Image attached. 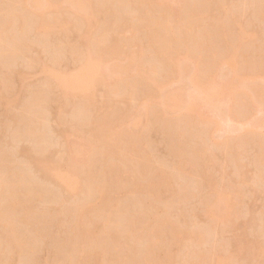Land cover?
I'll use <instances>...</instances> for the list:
<instances>
[{
	"label": "rangeland",
	"instance_id": "374dc122",
	"mask_svg": "<svg viewBox=\"0 0 264 264\" xmlns=\"http://www.w3.org/2000/svg\"><path fill=\"white\" fill-rule=\"evenodd\" d=\"M19 1L0 0L6 9L19 4L13 13L20 12L22 22L20 26L17 19L14 26L5 27L7 18L2 16L6 13H1L5 28H0V36L6 47L0 46V184L5 178L7 182L0 191L10 192L17 173L20 177L16 178L23 180H16L14 196L0 194L2 217L7 212L16 216L7 213L6 217H18L11 226L14 218L7 223L8 218L0 215L4 227L0 235L6 245L0 236V264H88L87 260L89 264H138L147 248L145 238L151 239L155 250L147 264H264V101L249 89L252 76L264 84V15L259 14L264 0H221L224 3L219 7H210L206 0H88V25L70 12L71 0H47L43 16L38 14L43 19ZM192 8L209 12L194 18ZM39 20L72 24L66 25V31L61 29L63 33L55 25L39 32L35 29ZM219 31L220 38L216 36ZM210 34L212 43L207 42ZM16 42H27L28 47ZM15 46V56L6 53L5 48L10 52ZM51 49L58 50L60 60L52 62ZM11 70L19 72V77ZM80 70L86 71L85 77L71 86L74 83L70 85L67 77ZM50 74L68 82L60 85L56 78L59 84H55L56 76L47 79ZM212 84L220 89L216 99L207 102L203 95L197 100L193 96V106L188 105L189 94ZM42 90L48 96L42 103L39 98L41 106L35 98L39 97L36 91ZM217 99L224 104H217ZM28 127L40 134H28ZM105 169L110 174L114 171L113 178L106 174L108 179H101ZM53 170L67 176L68 187L49 179ZM160 179L166 180L164 188L158 186ZM149 182L158 186L157 191L144 185ZM27 193L34 195L30 203ZM11 198H15L13 203H9ZM21 205H30L26 211L30 220L23 219L27 224L19 219L26 214ZM80 205H84V216L78 220ZM164 218L173 226H162L158 221ZM9 228L25 249L32 245L29 252L28 248L25 252L21 248L22 253H16L13 245L10 248L5 237ZM3 229L8 231L5 236ZM66 243H71V249ZM106 243L108 247L103 246ZM87 251H91L88 256Z\"/></svg>",
	"mask_w": 264,
	"mask_h": 264
},
{
	"label": "bare ground",
	"instance_id": "6f19581e",
	"mask_svg": "<svg viewBox=\"0 0 264 264\" xmlns=\"http://www.w3.org/2000/svg\"><path fill=\"white\" fill-rule=\"evenodd\" d=\"M23 1H24V0H20V1H19V2H20V5H21L22 7L24 6V8L26 7L25 9L28 10V11H29V9H30V11H31L32 14L35 13V14L37 15L36 17H39L38 14H39V15H41L42 13L44 14V12H45L44 9H46L45 7L47 6L46 4L49 3V2H47V0H25L24 2H23ZM91 1H92V0H90V2H91ZM127 1H128V0H127ZM147 1H148V0H147ZM185 1H186V0H185ZM197 1H198V0H197ZM206 1L208 2L207 4H208L209 6H210L211 4H213V7H215L216 5H217L218 7H219V6H222L223 3H224V1H223V3H222L221 0H219L220 2L217 1V2H213V3H212V1H214V0H206ZM210 1H211V3H210ZM1 2L3 3V1H1ZM19 2H18V3H19ZM90 2H89L88 0H71V2H69V4H70L69 7H71L70 12L73 10L77 15L79 14V18H81V19H79V21L81 20L82 22L86 23V25L89 24V20H90L89 17H88V15H87V11H86V10H87V6H88L89 4L91 5ZM151 2H153V1H151ZM192 2H193V1H192ZM195 2H196V1H195ZM195 2H193V3L195 4ZM199 2H202V1L200 0ZM149 3H150V2H149ZM159 3L161 4V2H159ZM187 3H188V0H187ZM209 3H210V4H209ZM221 3H222V4H221ZM152 4H153V3H152ZM154 4H155V3H154ZM164 4H165V3H164ZM197 4H199V3H197ZM197 4H196V5H197ZM200 4H201V3H200ZM203 4H204V3H203ZM205 4H206V3H205ZM205 4H204V5H205ZM207 4H206V5H207ZM0 5H1V3H0ZM3 5L5 6L4 3H3ZM16 5H18L17 7H20L19 4H16ZM120 5H121V4H120ZM157 5H159V4H157ZM157 5H155V6H157ZM165 5H166V4H165ZM165 5H164V6H165ZM196 5H195V6H196ZM206 5H205V6H206ZM7 6H8V5H7ZM54 6H56V5H54ZM164 6L162 5V7H164ZM171 6H172V5H171ZM188 6H190V5H188ZM200 6H202V5H200ZM205 6H203V7H205ZM17 7H16V9H15V3H14V8H13V6H10V7L7 8L8 10L6 9V7L3 8L2 6H0V17L2 16L1 13H4V14L6 13V14H8V15L5 14L4 16H2V18H3V17H4V18H5V17L7 18V19L5 20V22L3 23L4 25L6 24L5 27H6L7 25H8L9 27L14 26L15 24H14L13 22L16 20L17 23H18L19 21H18L17 19H19V20L21 19V16H18V15H19L18 13H20V12L17 11V12H18L17 14L13 13V10H14V9L17 10ZM69 7H68V8H69ZM162 7H161V8H162ZM210 7H211V6H210ZM218 7H217V9H219ZM223 7H224V6H223ZM10 8H11L12 10H11ZM168 8H169V7H168ZM197 8H198V6H197ZM200 8H201V7H200ZM205 8H208V7H205ZM9 9H10L11 11H9ZM18 9H19V8H18ZM69 9H70V8H69ZM163 9H164V8H163ZM217 9H216V11H217ZM220 9H221V8H220ZM220 9H219V10H220ZM222 9H223V8H222ZM26 10H25V11H26ZM197 10H198V9H197ZM209 10H210V9H209ZM28 11H27V12H28ZM43 11H44V12H43ZM73 11H72V12H73ZM162 11L165 12V9L162 10ZM169 11H170V8H169ZM172 11H173V9H172ZM186 11H187V7H186ZM188 11H190V10H188ZM205 11H207V9H206ZM205 11H204V10H201V11L199 10V12H198V11L195 10V8H192V10H191L190 12H194V13H191L192 16H191L190 12H189V14H190L191 17H193V15H194V18L197 17V16L203 18L202 16H203V13H204ZM210 11H211V10H210ZM223 11H224V10H223ZM225 11H227V10H225ZM261 11H262V10H261ZM11 12H12V13H11ZM41 12H42V13H41ZM72 12H71V13H72ZM74 12H73V14H74ZM207 12H209V11H207ZM221 12H222V11H221ZM211 13H212V12H211ZM211 13H210V15H212ZM213 13H214V11H213ZM222 13H223V12H222ZM35 14H34V16H35ZM43 14H42V16H43ZM76 14H75V15H76ZM143 14H144V13H143ZM143 14H142V16H144ZM166 14H167V13H165V15H166ZM223 14H224V13H223ZM223 14H222V16H223ZM259 14L262 15V17H263V15H264V10H263L261 13L259 12ZM145 15H146V14H145ZM168 15H169V14H168ZM220 15H221V14H220ZM220 15H219V16H220ZM7 16H8V17H7ZM23 16H24V14H23ZM23 16H22V17H23ZM214 16H215V15H214ZM214 16H213V17H214ZM217 16H218V15H217ZM233 16H234V15H233ZM25 17H26V16H25ZM25 17H23V18H25ZM76 17H77V16H76ZM144 17H145V16H144ZM146 17H147V15H146ZM188 17H189V15H188ZM191 17H190V18H191ZM39 18H40V19H43L41 16H40ZM190 18H189V19H190ZM194 18H193V19H194ZM214 18H215V17H214ZM217 18H218V17H217ZM76 19L78 20V18H76ZM122 19H123V18H122ZM139 19H140V18H139ZM151 19H152V18H151ZM151 19H150V20H151ZM189 19H187L188 22L190 21ZM234 19H235V18H234ZM118 20H120V19H118ZM26 21H28V20L25 19L24 22H26ZM120 21H121V20H120ZM142 21H144V20H142ZM195 21H196V20H195ZM215 21H216V20H215ZM217 21H218V20H217ZM220 21H221V23H222V20H220ZM220 21H219V22H220ZM223 21H225L224 18H223ZM0 22L2 23L1 18H0ZM56 22L58 23L57 20H55V23L53 22L54 25H55V26H54V25H52L51 22H49L50 24H48L47 22L45 23L43 20H41V21L39 20L38 23H35V25H36V26H35V29H37L36 31H39V32H40V29H43V28H45V27H48L49 29H53V26H54V28H56V26H57V27L59 26V30H58V28H57L58 32L61 31V29L66 31V30H67V29H66V25L71 23V22L69 23V21H68V22H67V21H66V22H65V21H62L61 23L59 22L60 25H59V24L57 25ZM76 22H78V21H76ZM115 22H117V21L115 20ZM115 22H114V23H115ZM139 22H140V21H139ZM147 22H148V21H147ZM188 22H187V25H188ZM226 22H227V21H226ZM1 23H0V26H1L0 28L4 27V26L1 25ZM21 23H22V22H21V20H20V24H19L20 26H22ZM28 23H29V24H26L27 26L30 25V21H28ZM84 23H82V24H84ZM122 23L124 24V22H122ZM125 23H126V22H125ZM127 23H128V22H127ZM223 23H224V22H223ZM71 24H72V23H71ZM71 24H70V25H71ZM80 24H81V22H80ZM118 24H119V23H118ZM138 24H139V23H138ZM159 24H160V23H159ZM191 24H192V23H191V21H190V25H191ZM225 24H226V23H224V25H225ZM74 25H75V24H74ZM78 25H79V24H78ZM78 25L76 24V26H78ZM119 25H120V24H119ZM119 25H118V26H119ZM153 25H154V24H152L151 27H152ZM214 25H215V24H214ZM218 25H222V24L218 23ZM60 26H61V27H60ZM79 26L82 27L83 25H82V26L79 25ZM145 26H146V25H145ZM212 26H213V25H212ZM5 27H4V28H5ZM25 27H26V26H25ZM114 27H115V25H114ZM116 27H117V25H116ZM119 27H121V26H119ZM119 27H118V28H119ZM141 27L144 28V27H143V23H142V26H141ZM158 27H159V26H157V28H158ZM186 27H187V26H186ZM215 27H216V25H215ZM217 27H219V26H217ZM221 27H222V26H221ZM224 27H225V26H224ZM4 28H2V30H3ZM26 28H27V27H26ZM33 28H34V27H33ZM148 28H149V27H148ZM157 28H156V29H157ZM74 29H75V28H74ZM115 29H116V28H115ZM154 29H155V28H154ZM158 29H160V28H158ZM158 29L156 30L157 32H158ZM186 29H187V28H186ZM213 29L215 30V28H213ZM2 30H1V32H2ZM25 30H26V31L28 30L27 32H29V29H24V31H25ZM55 30H56V29H55ZM57 30H56V31H57ZM77 30H78V29H77ZM79 30H80V29H79ZM104 30H105V29H104ZM183 30H184V29H183ZM65 31H64V33H65ZM109 31H110V30H109ZM156 31L154 30V34H156ZM161 31H162V30H161ZM180 31H181V30H180ZM180 31H179V32H180ZM185 31H186V30H185ZM215 31H216V30H215ZM215 31L213 32V31L211 30V32H213L214 34L216 33ZM102 32H103V31H102ZM22 33H23V32H22ZM22 33H21V35H22ZM61 33H63V31H61ZM158 33H160V32H158ZM182 33L184 34V32H182ZM186 33H187V31H186ZM206 33H207V32H206ZM208 33H209V32H208ZM219 33H221V31L217 32V35H216V36L220 38V36H222V35L220 34V36H218ZM41 34H42V33H41ZM46 34H47V33H46ZM48 34H49V33H48ZM148 34H149V33H148ZM152 34H153V32H152ZM236 34H237V33H236ZM236 34H235V35H236ZM63 35H64V34H63ZM149 35H150V34H149ZM161 35H162V34H161ZM207 35H208V34H207ZM106 36H108V35H106ZM111 36H112V35H111ZM159 36H160V34H159ZM209 36H210V37L207 36V37L209 38V41H207V42H210V38H213V35H212V37H211V34H210ZM23 37H24V36H23ZM23 37H22V39H23ZM153 37H154V36H152V38H153ZM156 37H157V35H156ZM236 37H237V40L240 38V32H239V35H238V36L236 35ZM18 38L21 39V36L18 37ZM105 38H106V37H105ZM150 38H151V37H150ZM154 38H155V37H154ZM157 38H158V37H157ZM204 38H205V36H204ZM214 38H215V36H214ZM108 39H109V38H108ZM147 39H148V38H147ZM164 39H165V37H164ZM215 39H216V38H215ZM217 39H218V38H217ZM235 39H236V38H235ZM23 40H25V39H23ZM23 40H22V42H23ZM106 40H107V38H106ZM165 40H166V39H165ZM206 40H207V39H206ZM206 40H205V41H206ZM212 40H213V39H212ZM16 41H17V39H16ZM25 41H26V40H25ZM151 41H152V40H151ZM153 41H154V40H153ZM156 41H157V40H156ZM16 43H17L16 45H19L20 47L23 45V44L20 45V44H19L20 42H16ZM24 43H25V42H24ZM149 43H150V42H149ZM151 43H152V42H151ZM210 43H212V41H211ZM28 44H29V42H28ZM111 44H112V43H111ZM116 44H117V43H116ZM24 45H25V46H24ZM24 45H23V47L26 48L27 42H26ZM148 45H149V44H148ZM150 45H151V44H150ZM211 45H212V44H211ZM0 46H2V47H6V43L4 42V37L2 38V36H0ZM113 46H114V45H113ZM159 46H160V45H159ZM20 47H19V48H20ZM23 47H22V48H23ZM27 47H28V45H27ZM66 47H69V45L66 46ZM66 47H65V48H66ZM71 47H72V49L74 50V45L71 46ZM71 47H70V49H71ZM103 47H104V49H105V47H107V46H103ZM108 47H109V46H108ZM108 47H107V48H108ZM17 48H18V47H17ZM19 48H18V49H19ZM22 48L20 49L21 51L19 50V51H20V52H19L20 54H22L21 52L25 51L24 48H23L24 50L22 51ZM107 48H106V49H107ZM11 49H12V50H11ZM15 49H16V46L10 48V50L13 52V53H12L10 50H9L10 52H8V50L5 48V50L7 51L6 53L9 54V55L11 54V55H13V56H15V54H17V50L15 51ZM27 49H28V48H27ZM53 49H54V48H53ZM53 49H51V50H53ZM56 49H58V48H56ZM70 49H69V50H70ZM104 49H103V50H104ZM162 49L165 50V48H162ZM162 49H160V50H162ZM2 50H3V49H1V51H2ZM5 50H4V51H5ZM66 50H67V49H66ZM73 50L70 51V52L72 53ZM151 50H152V51H155L156 49L154 50V48H151ZM157 50H158V48H157ZM26 51H27V50H26ZM55 51L57 52L58 50H53V52H54L53 57H54L55 59L53 60V58L50 57V58H52V62L55 61V60L57 61V60H60V59H61V57H59V55H61V54H59L60 52L58 53L59 55H56L57 53H56ZM152 51H151V52H152ZM14 52H15V54H14ZM74 52H75V50H74ZM156 52H158V51H156ZM160 52H161V51H160ZM160 52H159V54H162V53H160ZM162 52H163V51H162ZM164 52H165V51H164ZM3 53H5V52H3ZM3 53H2V54H3ZM75 53H76V52H75ZM141 53H142V52H141ZM153 54H154V53H153ZM157 54H158V53H157ZM157 54H156V55H157ZM141 55H142V54H141ZM154 56H155V55H154ZM157 56H158V55H157ZM57 57H58V58H57ZM56 58H57V59H56ZM59 58H60V59H59ZM224 58H225V57H224ZM224 58H223V62H221V63H224ZM137 59H138V57H137ZM89 60H92V59H89ZM89 60H88V61H89ZM134 60H135V59H134ZM134 60H133V61H134ZM88 61H87V62H88ZM133 61H132V62H133ZM138 61H139V59H138ZM89 62H90V61H89ZM136 62H137V61H136ZM143 62H144V60H143ZM143 62H142V63H143ZM140 63H141V62H138V64H140ZM171 63H174V64H175V62H173V61H172ZM178 63H179V62H177V64H178ZM179 65H180V64H179ZM222 65H223V64H222ZM170 66H171V65H170ZM177 66H178V65H177ZM174 67H175V65H174ZM174 67H172V68H174ZM176 69H178V68H176ZM179 69H180V67H179ZM81 70H82V69H81ZM81 70H80V71H81ZM153 70H154V69H153ZM11 71L14 72L15 69H14V71H13V70H11ZM17 71H18V70H17ZM80 71H79V73L77 72L78 74H77V73H76L75 75L72 74L73 76H71V74L68 75V76H71V77H69V78L67 77L66 80H68V81L70 80V85H71L72 82L74 83V85H71V86H76V85H77L76 83L80 80V78L82 77L83 74H84L83 76L85 77V72H86V71H85V70H84V72H83V71L80 72ZM154 72H156V71H154ZM48 73H50V71H49ZM152 73H153V72H152ZM11 74H13V73H11ZM13 75H14V77H17V78H18V77H19V72H14ZM13 75H12V76H13ZM101 75H103V73H102ZM143 75H144V74H143ZM10 76H11V75H10ZM55 76H56V77H55ZM63 76H65V75H63ZM66 76H67V75H66ZM147 76H148V75H147ZM147 76H146V77H147ZM53 77H55V78H53ZM58 77L60 78V75H58V74H55V75L52 74V75H51V74H50V76L48 75L47 79H48V78H51V79L53 78V79H55V80L58 82V79H59ZM61 77H62V76H61ZM142 77H143V76H141L140 78L143 79ZM4 78H5V77H4ZM10 78H12V77H10ZM56 78H58V79H56ZM63 78L65 79L66 77H63ZM144 78H145V76H144ZM249 78L251 79V76H250ZM252 78H253V79H252L253 81L250 80V79H249V80L252 82V86H253V87L251 86V88H250V87H249L250 85L244 87L246 93L250 92L251 89H252V90H256L258 93H257L256 91H253V92H251V93H255V92H256V93L259 95V97H261L260 100L264 101V84H262V83L260 84V82H259V83L256 82V78H255L254 76H252ZM15 79H16V78H15ZM15 79H13V80H15ZM102 79H103V78H102ZM147 79H151L150 76H149V78H147ZM82 80H83V77H82ZM48 81H49V80H48ZM48 81L45 82V83H46V86L44 87L45 90H47V91H48V88H49V85H50ZM53 81H54V80H53ZM68 81H67V82H68ZM142 81H143V80H142ZM47 82H48V83H47ZM50 82H51V81H50ZM59 82L61 83L60 85H62V83H63V84H64V83H67V82H65L63 79H61V80L59 79ZM59 82H58V83L55 82V84H59ZM79 82H80V81H79ZM79 82H78V83H79ZM73 83H72V84H73ZM48 84H49V85H48ZM75 84H76V85H75ZM42 85H43V84H42ZM44 85H45V84H44ZM42 87H43V86H41V88H42ZM46 87H47V89H46ZM238 87H241V84H240V85L238 84L237 88H238ZM247 87H249L250 91H249V89H247ZM39 88H40V87H39ZM161 88H162V86H161ZM222 89H223V88H222ZM222 89H221V90H222ZM238 89H239V88H238ZM242 89H243V87L241 88V90H242ZM38 90H39V89H38ZM40 90H41V89H40ZM45 90H42L43 92L40 91L43 95L40 94L39 91H38V92L36 91L37 94L39 93V97H38V98L36 97L35 99L37 100V103H39V105H41L40 102H38V101H40L39 98L41 99V103H42V100H44V98H45V97L47 98V96H48V94L45 93ZM159 90H160V89H159ZM159 90H158V91H159ZM161 90H162V89H161ZM247 90H248V91H247ZM243 91H244V89H243ZM44 93H45V94H44ZM162 93H163V91L161 92V94H162ZM219 93H220V89H219L217 86H215V85H213V84H212V85H207V86L204 87V88L196 89V91L194 90V94H193V93H191V95H190V94H189V95H188V94H185V95H188V98H189L188 101L186 100V98H185V100H186L187 102H189L188 105L193 106V103H192V102L195 101L194 99H192L193 96H196V100H197V97H198L199 95H200L201 97H202V95H203V96L206 97V101H207V102H212L213 99H214V97H215V99H216V98H217L216 96H217ZM165 94H166V93H165ZM223 94H224V93H223ZM40 95H41L42 97H40ZM45 95H46V96H45ZM185 95H184V96H185ZM221 95H222V93H221ZM160 96H161V95H160ZM222 96H223V95H222ZM43 97H44V98H43ZM166 97H167V96H164L163 98H166ZM173 97H174V96H173ZM173 97L171 98V100L173 99ZM201 97H200V98H201ZM205 97H204V98H205ZM218 97H219V96H218ZM223 97H224V96H223ZM174 98H175V97H174ZM177 98H179V97H177ZM190 98H191V100H192L191 102H190ZM194 98H195V97H194ZM202 98H203V97H202ZM202 98H201V99H202ZM161 99H162V97H161ZM167 99H168V98H167ZM181 99H183V97H181ZM198 99H199V97H198ZM223 99H224V98H223ZM169 100H170V99H168V101H169ZM175 100H176V99H175ZM204 100H205V99H204ZM217 100H218V99H217ZM217 100H216V101H217ZM163 101H164V99H163ZM166 101H167V100H166ZM168 101H167V103L169 104V102H171V101H169V102H168ZM172 101H174V100H172ZM176 101H177V103H178V99H177ZM180 101H183V105L186 103L184 100H180ZM206 101H204V102H206ZM216 101H215V102H216ZM219 101H220V102H219ZM224 101H225V100H224ZM215 102H214V103H215ZM222 102H223V101H222ZM222 102H221V99H220V100L217 101V104H219V103L224 104V102H223V103H222ZM37 103H36V105H37ZM44 103H45V101H44ZM164 103H165V101H164ZM170 104H172V102H171ZM210 104H211V103H210ZM217 104H215V106L218 107ZM39 105L37 106L38 109H39V107L42 106V105H41V106H39ZM43 105H44V104H43ZM164 105H165V104H164ZM213 105H214V104H213ZM83 106H85V105L83 104ZM191 106H189V109L191 108ZM207 106H208V104H207ZM37 107H36V108H37ZM87 107H88V105H87ZM186 107H187V106H186ZM217 107H216V108H217ZM219 107L222 108L221 106H219ZM83 108L85 109L86 107H83ZM187 108H188V107H187ZM220 108H218V109H220ZM191 109H193V107H192ZM40 110H41V109H40ZM40 110H38L37 112H39ZM81 110H82V109H81ZM40 112H41V111H40ZM245 124H246V123H244V125H245ZM260 124H261V123H259V125H260ZM257 127L259 128V126H257ZM33 128H35V127H33ZM33 128H29V127H28L29 130H28V129H25V130L30 131L29 133H28V132H27V133H28V134H32V135H34L33 133H35V131H36L37 133L39 132V131H37L36 129H35V131L33 132V131H32ZM37 129H39V128H37ZM25 132H26V131H25ZM32 132H33V133H32ZM39 134H40V132H39ZM39 138H40V137H39ZM40 139H42V138H40ZM131 149H133V151H134V148H131ZM135 151H136V148H135ZM179 161H180V160H179ZM181 162H182V160H181ZM183 162H184V160H183ZM186 162H187V161H186V159H185V162H184V163H186ZM107 164H109V163H107ZM107 164H106V165H107ZM177 164H178V163H177ZM182 164H183V163H181V165H182ZM186 164H187V163H186ZM184 165H185V164H184ZM110 166H111V167H110ZM110 166H109L110 168L113 167L112 169H115V166H114L113 164H110ZM178 167H180V166H178ZM105 168H106V167H105ZM107 168H108V165H107ZM112 169H111V170H112ZM116 169H117V168H116ZM116 169H115V170H116ZM107 170H108V169H105V170H104L106 173L104 172L105 175H102V178H101L102 180L105 179V177L103 178V176H107L106 174H108V176H110V175L114 172V171H111V170L109 169V170L112 172V173L110 174L109 171L107 172ZM56 171H57V170H53V172L48 173V177L50 176L49 179L52 178V179H53L54 181H56V182H57V180H58V181H63V182H58V183H60V184H61V183H62V184H67L66 187H68V185L70 184V182L68 181L67 176H66V175L64 176V174H62V173H60V172L58 173V172H56ZM117 171H118V170H117ZM48 172H49V171H48ZM115 172H116V171H115ZM152 172H153V171H152ZM10 173H12V172L10 171ZM15 173H17V172H15ZM17 174H18V173H17ZM17 174H16V175H17ZM113 174H115V173H113ZM117 174H118V173H116V175H117ZM151 174H152V173H151ZM12 175H15V174L12 173ZM16 175H15V177L12 176V177L14 178V181H15V182H14L15 184L13 183L12 185H15V186H16V190H15V188H14L15 186H13V188H11L10 185H7V186H6L7 188H8V186H10V188H11V189L9 188V189H10V192H9V191H6V192H9V193H7V194L9 195V197L14 196V194L18 192V191H17V187H18V186H17V184H18L17 182L20 183V182L23 181V180L20 181L21 178H19V179L16 178V177H17ZM18 175H19V177H20V174H18ZM108 176L106 177L107 179H108ZM117 176H119V175H117ZM153 176L155 177V175H153ZM153 176H152V177H153ZM157 176H158V175H157ZM157 176H156V177H157ZM90 177H91V176H90ZM90 177H88V179H89ZM110 177L113 178L112 175H111ZM115 177H116V176H115ZM154 177H153V178H154ZM156 177H155V178H156ZM96 178H97V177H96ZM155 178H154L153 181H155ZM17 179H18L19 181H18ZM52 179H51V180H52ZM88 179H87V180H88ZM99 179H100V178H99ZM101 179H100V180H101ZM110 179H111V178H110ZM149 179H150V178H149ZM0 180H1V177H0ZM16 180H17V182H16ZM90 180H92V179H89V181H90ZM105 180H106V179H105ZM161 180H162V181H161ZM3 181H4V180H3ZM5 181L7 182V179H6V178H5ZM5 181H4L3 184H0V187H1V185H3V187L5 186ZM94 181H95V179H94L92 182H94ZM145 181H146V180H145ZM165 181H166L165 179H160V182H159V185H158V186H163V188H164V186H165ZM90 182H91V181H90ZM95 182H96V181H95ZM95 182H94V183H95ZM97 182H98V181H97ZM97 182H96V183H97ZM103 182H104V181H103ZM103 182H102V183H103ZM106 182H107V181H106ZM0 183H2V181H0ZM16 183H17V184H16ZM96 183H95V184H96ZM99 183H100V182H98L97 186L100 188V186H99L100 184H99ZM143 183H145V182L143 181L142 184H140V185H143ZM150 183H151V182H149V184L146 183V184H144V185H147V187H148V186H149V187L151 186V188L148 187L149 190L151 189L152 191H154L152 186H154V189H155V188H156L155 186H157V185H155V183H154V185H151ZM88 184H90V183H88ZM105 184H106V183H105ZM152 184H153V183H152ZM157 184H158V180H157ZM91 185H92V184H91ZM101 185H102V184H101ZM127 185H128V184H127ZM137 185H138V184H137ZM140 185H139V186H140ZM97 186H95V190L98 189ZM102 186H103V185H102ZM102 186H101V187H102ZM158 186H157V187H158ZM3 187H1V188H3ZM89 187H90V186H89ZM128 187L131 188L130 186H128ZM90 188H91V187H90ZM90 188H89V189H90ZM92 188H94V184H93V187H92ZM92 188H91V189H92ZM103 188H104V186H103ZM129 188H127V189H129ZM141 188H142V187H141ZM148 188H147V191H146V192H151V191L148 190ZM163 188H161V189H163ZM5 189H6V188H4V190H5ZM89 189H88V190H89ZM100 189H101V188H100ZM139 189H140V188H139ZM144 189H145V187H144ZM158 189H159V188H158ZM4 190H3V191H4ZM11 190H13V191H11ZM14 190H15V193H14ZM35 190H37V189H35ZM35 190H34V191H35ZM103 190H104V189H103ZM135 190H136V189H135ZM142 190H143V188H142ZM27 191H29V190H27ZM27 191H26V192H27ZM32 191H33V189H32ZM32 191L30 190L28 193L31 194ZM37 191H39V189H38ZM92 191H94V190L92 189ZM96 191H97V190H96ZM99 191H100V190H99ZM155 191H157V188H156ZM159 191H160V190H159ZM159 191H158V192H159ZM0 192H1L0 194H3L5 191H4V192L0 191ZM39 192H40V191H39ZM43 192H44V191H43ZM129 192H130V191H129ZM143 192H144V191H143ZM146 192H145V193H146ZM28 193H27V195L25 196L26 198L28 197ZM41 193H42V192H41ZM100 193H101V192H100ZM7 194L4 193V195H7ZM32 194H33V193H32ZM34 194H35V192H34ZM37 194H38V192H37ZM37 194H35V196H37ZM39 194H40V193H39ZM39 194H38V196H39ZM42 194L44 195V193H42ZM101 194H103V193H101ZM150 194H152V192H151ZM150 194H149V195H150ZM153 194H154V193H153ZM29 196H30V195H29ZM40 196H41V194H40ZM155 196H156V195H155ZM7 197H8V196H7ZM15 197H16V199H17V195H16ZM30 197H31V198H34V195H33V197H32V196H30ZM30 197L27 198V200L29 199L28 202L31 200ZM3 199H4V198H3ZM12 199H15V198H11L9 203H13L14 200L12 201ZM24 199H25V198H24ZM19 200H21V199H18V201H19ZM1 201H2V200H1ZM6 201L8 202V200H6ZM11 201H12V202H11ZM15 201H16V200H15ZM141 201H142V200H141ZM141 201H140V202H141ZM3 202H5V200H4ZM0 203H1V202H0ZM18 203H19V202H18ZM29 203H30V202H29ZM84 203H86V202H84ZM84 203H82V204H84ZM90 203H91V201L89 202V204H90ZM138 203H139V202H138ZM7 204H8V203H7ZM19 204H20V203H19ZM21 204H22V201H21ZM23 204H25V203H23ZM87 204H88V202H87ZM10 205H11V204H9V206H10ZM13 205H14V206H12V205H11V206H12V207H16V206H17V203H16V204H13ZM15 205H16V206H15ZM25 205H27V204H25ZM25 205H24V206L21 205L22 207H24L23 209H25L24 214L26 213L27 208H28V209L30 208V205H29V207H26V208H25ZM84 205H86V204H84ZM84 205H83V206L80 205V206H82V207H81L82 210L80 209V210H81V211L79 210L80 212L77 211V212H78V215H77L78 217H80V216L82 217V215L84 214ZM7 206H8V205H7ZM18 206H19V205H18ZM87 206H88V205H86L85 207L87 208ZM105 206H106V205H105ZM0 207H1V206H0ZM3 208H6V207H3ZM3 208H2V209H3ZM9 208H10V207H9ZM103 208H105V207H103ZM2 209H1V210H2ZM12 209H13V208H11V210H12ZM3 210H4V209H3ZM7 210H8V208H7ZM7 210L5 209L6 212H7ZM104 210H105V209H104ZM8 211H10V210H8ZM13 211L16 213L15 210H13ZM11 212H12V211H11ZM28 212H29V210H28ZM28 212H27V213H28ZM77 212H76V213H77ZM85 212H86V211H85ZM0 213H1V212H0ZM2 213H4V211H3ZM7 213L10 214V215L16 216V215H14V214H11L10 212H7ZM7 213H6V214L4 213V214H5L4 218L2 217L3 215H1V214H0V215H1V217H2L3 219H5ZM27 213H26V214H27ZM101 213H102V214L104 213V212H102V209H101ZM101 213H100V214H101ZM26 214L23 215V216H22L21 218H19V219H21V220L24 222L23 219L26 218L25 220L28 221L27 218H29V215L27 214V215H28V217H27ZM100 214H99V215H100ZM104 214H105V213H104ZM104 214H103V215H104ZM10 215H9V217H6L5 220L7 221V218H8V221H7V223H8L9 221L12 220V218H14V220H12V221H14V222L10 223V224H12L11 226H13V225H14L13 223L16 222L15 219H16V218L18 219V217H13V216L11 217ZM83 216H84V215H83ZM100 216H101V215H100ZM10 217H11V219H9ZM78 217H77V218H78ZM81 217H80V219H78V220H81ZM101 217H103V216H101ZM77 218H76V219H77ZM99 218H100V217H99ZM82 219H83V218H82ZM102 219H103V218H102ZM5 220H2V221H5ZM21 220H20L19 222H21ZM29 220H30V218H29ZM78 220H77V221H78ZM89 220H90V219H89ZM99 220H100V219H99ZM26 221L24 222L25 224H27ZM74 221H75V220H74ZM77 221H76V222H77ZM17 222H18V221H17ZM88 222H89V221H88ZM95 222H96V221H95ZM97 222H98V221H97ZM158 222H160L162 226H167V225H169V226H173L172 223H170V222L168 221L167 218H166V219L164 218V219H162V220H160V221H158ZM0 223H1V222H0ZM2 223H3V222H2ZM2 223H1V224H2ZM4 223H5V222H4ZM28 223H30V222H28ZM91 223H92V222H91ZM99 223H101L100 225L102 226V222H99ZM76 224H77V223H76ZM94 224H95V223H94ZM97 224H98V223H97ZM8 225H9V224H8ZM100 225H99V227H101ZM75 226H77V225H75ZM0 227L4 228L3 225H2V226L0 225ZM5 227H7V226H5ZM104 227H105V225H104ZM2 228H1V229H2ZM9 229H12V228H9ZM72 229H74L73 233H74L75 235H77V234L75 233V227H74V226H73ZM3 230H4V229H3ZM12 230H13V229H12ZM12 230H10L9 233H8V235H6V236H5L4 232H6L7 230H6V231L4 230V231H2V232H3V235L6 237V241H7V243H9V246H10V245H13V247L16 248V251H15V252L17 253V252L20 251L21 248H24V247H23L24 245H22V244H24V243H21L22 241L20 242V239H21V238L18 239V238H16V237L14 236L15 233H14V230H13V232H12ZM34 230H35V229H34ZM34 230H33V231H34ZM36 230H37V228H36ZM37 231H38V230H37ZM105 231H106V230H105ZM133 231H134V230H133ZM7 232H8V231H7ZM70 232H72V230H70ZM76 232H77V229H76ZM129 232H130V231H129ZM0 233H1V231H0ZM37 233H38V232H37ZM37 233H35V234H37ZM73 233H72V234H73ZM134 233H135V232H134ZM6 234H7V233H6ZM35 234H34V235H35ZM70 234H71V233H70ZM74 234H73V236H74V239H75L77 236L75 237ZM1 235H2V234H1ZM1 235H0V236H1ZM38 235H39V234H38ZM112 235H113V234H112ZM112 235H111V236H112ZM70 236H71V235H70ZM70 236H69V239H72L73 236H71V238H70ZM109 236H110V233H109ZM114 236H115V234H114ZM116 236H117V235H116ZM17 237H18V235H17ZM1 238H2L1 241L3 242V240H4L5 238H3V236H1ZM118 238H119V236H118ZM118 238H117V239H118ZM101 239H102V238H101ZM104 239H105V238H104ZM145 239H146V241H148L147 244H146L147 248L145 247L146 249H143L145 252H144V251H143L144 253L142 252V254H143V256H142V260H139V262H140V263H141V262H144V263L147 264V263L149 262V260H151V253L154 252L155 250H154V245H153L151 239H150V238H148V240H147V238H145ZM119 240H120V239H119ZM1 241H0V242H1ZM4 241H5V240H4ZM74 241H75V240H74ZM74 241H73V242H74ZM100 241H102V240H100ZM103 241L105 242V240H103ZM111 241H112V240H111ZM114 241H115V240H114ZM116 241H118V240H116ZM66 242H67V241H66ZM68 242H71V241L69 240ZM106 242L109 243L108 239L106 240ZM3 243H4V242H3ZM108 243H106L107 245L104 244L103 246H104V247H106V246L108 247ZM145 243H146V242H145ZM67 244H69V243H66V244H65L66 247H69V248H70V244H71V243H70L68 246H67ZM111 244H112V243H111ZM111 244H109V247H111ZM0 245L2 246L1 243H0ZM25 245H26V243H25ZM65 245H64V246H65ZM114 245H115V244H114ZM1 246H0V247H1ZM3 246H4V247L6 246L5 243H4ZM9 246L6 247V250H7V248H9ZM30 246H32V245H29V248H31ZM73 246H74V245H73ZM73 246H72V247H73ZM4 247H3V248H4ZM101 247H102V246H101ZM104 247H102V248H104ZM134 247H135V246H134ZM1 248H2V247H1ZM10 248H12V246H10ZM14 248H13V249H10V250H13V251H12V252H9V255H10V253H14ZM27 248H28V247H26V249H27ZM29 248H28V250H27L28 252H29ZM137 248H138V247H137ZM26 249L24 248V251H23V252H25ZM32 249H33V247H32ZM70 249H71V248H70ZM70 249H69L68 252H70V251L73 252V251H72L73 249H72V250H70ZM104 249H105V248H104ZM104 249H103V250H104ZM108 249H109V248H108ZM2 250H3V249H1V251H2ZM4 250H5V249H4ZM4 250H3V251H4ZM6 250H5V252H6ZM21 250H22V249H21ZM87 250H88V249H87ZM113 250H114V249H113ZM132 250H133V249H132ZM136 250H137V249H136ZM153 250H154V251H153ZM7 251H8V250H7ZM32 251H33V250H32ZM96 251H97V249H96ZM107 251H108V250H107ZM107 251L104 250V252H106V253H107ZM140 251H142V250H140ZM30 252H31V251H30ZM84 252H85V251H84ZM89 252H91V251H89ZM89 252H88V251L86 252L87 256H88ZM98 252H99V251H98ZM101 252H103V251H101ZM133 252H134L133 254H135V250H133ZM2 253L4 254V252H2ZM2 253H1V254H2ZM19 253H22V252H19ZM73 253H74V252H73ZM76 253H77V252H76ZM96 253H97V252H96ZM106 253H105V254H106ZM140 253H141V252H140ZM7 254H8V253H5L4 255H7ZM68 254H69V253H68ZM86 254H85V255H86ZM105 254H104V255H105ZM133 254H132V255H133ZM69 255H70V254H69ZM75 255H76V254H75ZM82 255H84V254H81V255H79V256L82 257ZM102 255H103V253H102ZM135 255H137V254H135ZM138 255H139V254H138ZM138 255H137V256H138ZM73 256H74V254H71V255H70V257H73ZM76 256H77V255H76ZM87 256H86V260H87ZM90 256H91V254H90ZM90 256H89L88 258H92V257L94 258L95 255H94V256L92 255V257H90ZM97 256H98V255H97ZM97 256H95V257H97ZM129 256H130V255H129ZM153 256H154V255H153ZM153 256H152V257H153ZM0 257H1V255H0ZM3 257H7V256H3ZM9 257H10V256H9ZM77 257H78V256H77ZM77 257H75V258H77ZM138 257L141 258V255L138 256ZM138 257H137V258H138ZM7 258H8V257H7ZM7 258H6V259H7ZM73 258H74V257H73ZM75 258H74V259H75ZM82 258H83V257H82ZM84 258H85V257H84ZM98 258H99V257H98ZM133 258H135V257L130 258V260H133ZM8 259H9V258H8ZM8 259H7V260H8ZM77 259H78V258H77ZM94 259H96V258H94ZM94 259H93L91 262H93ZM135 259H136V258H135ZM138 259H139V258H138ZM152 259H153V258H152ZM154 259H155V258H154ZM86 260L84 259V261H86ZM95 261H96V260H95ZM137 261H138V260H137ZM153 261H154V260H153ZM72 262H73V261H72ZM98 262H99V261H98ZM139 262H138V264H139ZM151 262H152V261H151ZM73 263H74V262H73ZM87 263L89 264L90 261L88 262V260H87ZM144 263H142V264H144ZM97 264H98V263H97ZM149 264H150V263H149Z\"/></svg>",
	"mask_w": 264,
	"mask_h": 264
}]
</instances>
